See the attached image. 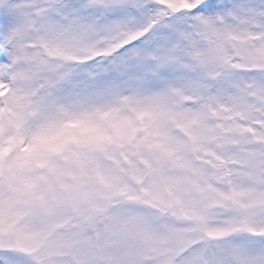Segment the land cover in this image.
I'll list each match as a JSON object with an SVG mask.
<instances>
[{
    "label": "snow or ice",
    "instance_id": "obj_1",
    "mask_svg": "<svg viewBox=\"0 0 264 264\" xmlns=\"http://www.w3.org/2000/svg\"><path fill=\"white\" fill-rule=\"evenodd\" d=\"M186 5L0 0V90L14 87L8 69L23 48L15 67L28 96L16 119L0 99V153L17 142L21 151L38 148L73 122L110 117L114 135L123 124L129 142L175 155L188 141L171 136L167 122L207 121L242 93L264 99V0ZM211 156L186 161L216 195L193 216L197 236L176 264H264V139ZM0 264L32 262L9 246L0 247Z\"/></svg>",
    "mask_w": 264,
    "mask_h": 264
},
{
    "label": "rangeland",
    "instance_id": "obj_2",
    "mask_svg": "<svg viewBox=\"0 0 264 264\" xmlns=\"http://www.w3.org/2000/svg\"><path fill=\"white\" fill-rule=\"evenodd\" d=\"M162 2L173 11L187 6ZM23 55L21 48L8 69L14 87L0 90L12 119L28 102L20 90L27 82L15 67ZM261 104L242 93L207 121L167 122L171 136L188 141L175 155L129 142L123 124L114 135L110 117L73 122L38 148L13 144L0 153V247L22 248L32 264H176L197 236L193 216L216 195L186 161L197 152L203 162L214 150L258 146ZM123 111L132 117L127 105Z\"/></svg>",
    "mask_w": 264,
    "mask_h": 264
}]
</instances>
